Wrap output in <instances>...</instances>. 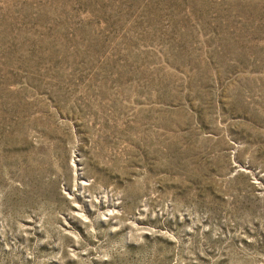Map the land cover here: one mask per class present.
<instances>
[{
  "label": "rangeland",
  "instance_id": "374dc122",
  "mask_svg": "<svg viewBox=\"0 0 264 264\" xmlns=\"http://www.w3.org/2000/svg\"><path fill=\"white\" fill-rule=\"evenodd\" d=\"M0 264H264V0H0Z\"/></svg>",
  "mask_w": 264,
  "mask_h": 264
}]
</instances>
